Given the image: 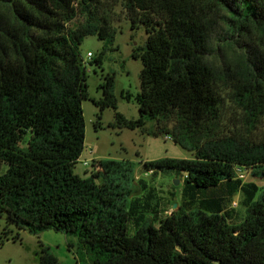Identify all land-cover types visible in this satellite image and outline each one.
Masks as SVG:
<instances>
[{"label": "trees", "instance_id": "obj_1", "mask_svg": "<svg viewBox=\"0 0 264 264\" xmlns=\"http://www.w3.org/2000/svg\"><path fill=\"white\" fill-rule=\"evenodd\" d=\"M120 13L147 38L132 52L142 63L138 117L115 111V124L145 131L169 119L170 130L149 133L167 131L193 153L141 164L152 176L183 173L180 202L163 218L141 178L139 195L116 191L112 177L130 161L93 160L87 177L74 171L88 98L79 45L100 39L101 65ZM99 88L93 102L116 109L113 74ZM224 96L240 114L217 132ZM0 162L7 223L76 236L81 264H264V0H0ZM236 195L241 218L229 206ZM34 264L61 263L43 247Z\"/></svg>", "mask_w": 264, "mask_h": 264}, {"label": "rangeland", "instance_id": "obj_2", "mask_svg": "<svg viewBox=\"0 0 264 264\" xmlns=\"http://www.w3.org/2000/svg\"><path fill=\"white\" fill-rule=\"evenodd\" d=\"M121 12L120 6L116 7ZM76 18L73 22H77ZM115 33L112 45L103 53L101 65L94 63V58L100 53L103 42L94 35L86 36L79 45L80 56L86 68V83L88 98L82 100L83 116L85 121V139L81 155L74 165V171L82 177L90 176L93 170L92 161L97 159H116L130 161L132 169L126 174L120 172L112 177L117 184L116 191L129 188L130 195L141 193L139 178L154 186L156 195L161 204L165 205L160 213L163 218L172 210V205L180 202L181 191L184 185L183 173L170 170L152 176L145 174L141 164L145 161L162 157L190 158L193 153L176 144L171 133L163 132L158 135L149 131L164 126L168 130L172 126L169 119L161 121H147L145 131L139 128L129 129L115 124V111L122 113L128 119L138 117L136 95L140 90V58H134L135 48L143 47L147 38L143 25L132 29L130 23L120 13L114 22ZM91 56L88 57L87 53ZM113 74L116 109L105 107L102 110L93 102L102 96L99 84L104 75ZM127 97H129L127 99ZM222 111L219 118L217 132L228 130L232 124L238 123L240 111L224 96ZM99 123V124H98ZM262 128V127H261ZM168 135L166 139L164 136ZM6 164L0 162V173L4 172ZM247 181L250 180L248 174ZM101 179V178H100ZM199 195L208 193L200 189ZM124 196V195H123ZM129 198V196H124ZM237 210L236 216L242 217L240 204L232 207ZM149 216V214H146ZM129 233H133L129 226ZM5 233L7 235L5 236ZM46 247L55 255L61 264H81L80 244L76 236L68 235L54 229H46L33 234L25 229H18L6 221V214H0V264H34L37 262L40 251Z\"/></svg>", "mask_w": 264, "mask_h": 264}, {"label": "crops", "instance_id": "obj_3", "mask_svg": "<svg viewBox=\"0 0 264 264\" xmlns=\"http://www.w3.org/2000/svg\"><path fill=\"white\" fill-rule=\"evenodd\" d=\"M237 178H238V176H236ZM248 177V173H246V175H245V178H243V179H240L241 181H243V182H248V181H250L251 180V177H250V180H248L247 181V178ZM239 179V178H238ZM238 203L240 204V197H239V195H236L233 199H232V201H231V203H230V207L232 208V207H236L237 205H238ZM175 206V205H174ZM240 207H241V209H242V211H243V214H244V208H243V206H241V204H240ZM234 209V208H233ZM235 210V209H234ZM236 212H237V210H235ZM238 213V212H237ZM242 217H243V215H242ZM241 218V217H240Z\"/></svg>", "mask_w": 264, "mask_h": 264}, {"label": "built area", "instance_id": "obj_4", "mask_svg": "<svg viewBox=\"0 0 264 264\" xmlns=\"http://www.w3.org/2000/svg\"><path fill=\"white\" fill-rule=\"evenodd\" d=\"M87 56L90 57V56H91V53L88 52V53H87ZM164 137H165L166 139L169 138L168 135H165ZM150 173H151V170H150V171H147V173H145V174H150ZM246 173H247V172H246L244 169H242V168H240V167H237V168H236V174H237L238 178H240V179L245 178Z\"/></svg>", "mask_w": 264, "mask_h": 264}]
</instances>
